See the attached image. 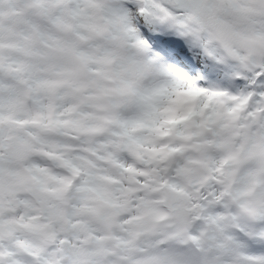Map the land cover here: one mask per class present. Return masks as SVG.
<instances>
[{
	"label": "snow or ice",
	"instance_id": "6c2138e0",
	"mask_svg": "<svg viewBox=\"0 0 264 264\" xmlns=\"http://www.w3.org/2000/svg\"><path fill=\"white\" fill-rule=\"evenodd\" d=\"M0 264H264V0H0Z\"/></svg>",
	"mask_w": 264,
	"mask_h": 264
}]
</instances>
